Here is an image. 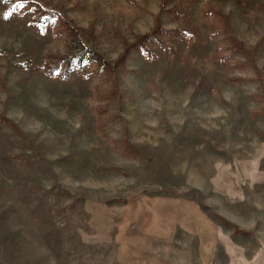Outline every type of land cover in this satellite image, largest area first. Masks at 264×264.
I'll use <instances>...</instances> for the list:
<instances>
[{
    "label": "rangeland",
    "instance_id": "rangeland-1",
    "mask_svg": "<svg viewBox=\"0 0 264 264\" xmlns=\"http://www.w3.org/2000/svg\"><path fill=\"white\" fill-rule=\"evenodd\" d=\"M69 25L112 75L41 70ZM158 29L169 51L125 59ZM263 83L264 0H0V264H118L123 208L153 197L197 201L225 264L264 263Z\"/></svg>",
    "mask_w": 264,
    "mask_h": 264
},
{
    "label": "crops",
    "instance_id": "crops-1",
    "mask_svg": "<svg viewBox=\"0 0 264 264\" xmlns=\"http://www.w3.org/2000/svg\"><path fill=\"white\" fill-rule=\"evenodd\" d=\"M118 226V264H225L220 226L195 200L129 201Z\"/></svg>",
    "mask_w": 264,
    "mask_h": 264
},
{
    "label": "trees",
    "instance_id": "trees-1",
    "mask_svg": "<svg viewBox=\"0 0 264 264\" xmlns=\"http://www.w3.org/2000/svg\"><path fill=\"white\" fill-rule=\"evenodd\" d=\"M37 11V7L34 10H29L28 12ZM52 16H58L56 12L50 13ZM205 14L207 16H215L216 18H220L222 21L224 20L223 16L219 12L207 11L205 10ZM225 17V16H224ZM226 18V17H225ZM69 29L70 36V50L72 52L67 56H62L61 58L56 59L55 61L50 62L47 60L45 64L41 67V70L47 74L57 75L60 77H68L70 73L73 71L76 63H80L85 59L95 60L98 68L96 71L104 73L107 75H112L115 72V67L111 65V63L107 62L102 56L96 51L87 46V44L83 41V36L81 35L80 30L76 29L74 26H67ZM224 29L228 30L227 25L225 24ZM165 34V30H155L152 33L142 37L137 42L129 45L125 53V59L128 58L130 54V50L133 48H140L146 52L147 56L150 58H154L155 52L153 51V46L163 49L164 51H169L172 47L168 46L167 43L161 38ZM232 50H236L246 56L249 62H254L253 55L250 50H247L244 44L235 38L231 37V46ZM48 58H50L48 56ZM122 60V59H121ZM120 62V61H119ZM124 62V60H122ZM224 63V61H222ZM250 64V63H249ZM264 84V83H263ZM259 112L264 115V100L261 101ZM103 112L98 111V118L103 120Z\"/></svg>",
    "mask_w": 264,
    "mask_h": 264
},
{
    "label": "snow or ice",
    "instance_id": "snow-or-ice-1",
    "mask_svg": "<svg viewBox=\"0 0 264 264\" xmlns=\"http://www.w3.org/2000/svg\"><path fill=\"white\" fill-rule=\"evenodd\" d=\"M20 7H23V5H19Z\"/></svg>",
    "mask_w": 264,
    "mask_h": 264
}]
</instances>
